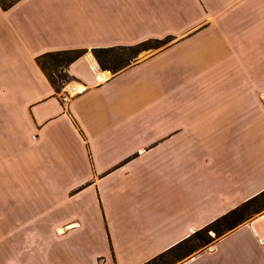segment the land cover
Here are the masks:
<instances>
[{"label":"crops","instance_id":"0c3cea01","mask_svg":"<svg viewBox=\"0 0 264 264\" xmlns=\"http://www.w3.org/2000/svg\"><path fill=\"white\" fill-rule=\"evenodd\" d=\"M184 9L193 2L0 7V129L23 142L20 183L0 199V264H144L264 190V74L178 80L194 57ZM165 35L170 48L97 80L92 48ZM75 49L86 53L66 72L80 89L63 103L36 58ZM176 264H264V210Z\"/></svg>","mask_w":264,"mask_h":264},{"label":"rangeland","instance_id":"374dc122","mask_svg":"<svg viewBox=\"0 0 264 264\" xmlns=\"http://www.w3.org/2000/svg\"><path fill=\"white\" fill-rule=\"evenodd\" d=\"M191 1L193 9H184V15H190L194 21L190 26L184 24L179 36L180 38H191L182 49L192 52L194 57L189 64L190 74L186 72L175 74L178 80L238 85H249L252 81L258 80V76L264 74V0ZM187 2L189 3V0H185V3ZM165 37H168V40ZM161 40L158 47L160 51L170 48L175 43L173 37L169 35L161 37ZM146 46L149 48L139 51L131 59L132 63L145 59L147 53L157 49L156 44H152V42ZM119 54L124 60L131 55V51L125 50ZM44 63L47 73L56 82V86L60 79L64 81L60 91L57 92H61L60 100L63 102L61 99L63 88L69 85L72 80L67 81V78L64 77L66 71L61 70L60 60L54 63L46 58ZM258 73L261 74L258 75ZM260 81H264V79ZM16 136L17 134L10 132L8 127L1 125L0 199L4 198V190L7 186L10 188L12 184L20 183V177L12 175L13 169L17 167L16 164L20 163L14 157L21 154L23 150V142L16 140ZM207 234L210 236L213 235V232ZM214 240L215 238L202 249L209 248ZM182 252L184 250L173 252L165 256L163 260L172 262L174 257ZM180 260L178 259L172 264H176ZM151 264H162V260Z\"/></svg>","mask_w":264,"mask_h":264},{"label":"trees","instance_id":"16d2710c","mask_svg":"<svg viewBox=\"0 0 264 264\" xmlns=\"http://www.w3.org/2000/svg\"><path fill=\"white\" fill-rule=\"evenodd\" d=\"M18 0H0V7L2 9H6L10 7L12 4L17 2ZM165 39L168 40V37H165ZM162 40L160 41H152V40H146L137 44H132L128 46H113V47H107V48H92L90 50L92 56L94 57V60L99 66V69L101 70H107L111 73H117L121 71L122 69L128 67L132 62L131 59L141 50H144L147 47L146 45L149 42H152L156 44V48L160 46ZM125 50H130L131 55L128 56L127 59L122 58V55L119 54V52H123ZM86 53V50L82 49H75V50H68V51H55L50 53H44L41 56L36 58L37 64L40 66V68L45 73L46 79L53 87L55 93L60 91V88L63 85V80L60 79V81L57 83L58 86H56V82L51 78V76L47 73V70L45 68L44 60L50 59L54 63H56L58 60L61 61L60 68L61 70L64 69L66 71L67 66L74 61L76 58H79L80 56H83ZM53 63V64H54ZM54 75V73H52ZM65 78H67V81L71 80L66 72L64 75ZM264 210V190L254 197L249 198L248 200L242 202L239 206H237L235 209H231L229 212L221 216L220 218H216L213 221H211L209 224H207L205 227H203L201 230L195 231L192 235H189L187 238H185L182 241H179L177 244H175L173 247L168 249L167 251L161 252L156 257H154L152 260H150L147 263L144 264H151L152 262H155L157 260L161 261L162 264H172L174 261L181 259L183 260L196 250L202 249L205 245L210 243L213 238L218 239L221 235H224L228 231L232 230L233 228H236L238 225H240L242 222L246 221L247 219L252 218L253 216L257 215L261 211ZM208 232H213V235L208 236ZM179 250H184L179 255H176L174 257V261L172 262H166L163 260L165 256H168L169 254H172L173 252H178Z\"/></svg>","mask_w":264,"mask_h":264},{"label":"built area","instance_id":"2783aa9c","mask_svg":"<svg viewBox=\"0 0 264 264\" xmlns=\"http://www.w3.org/2000/svg\"><path fill=\"white\" fill-rule=\"evenodd\" d=\"M76 93H78L77 90H74V88H71L69 90V85L65 86L63 88V92H62V96L61 99L63 100V102L67 101L69 98L73 97V95H75Z\"/></svg>","mask_w":264,"mask_h":264},{"label":"bare ground","instance_id":"6f19581e","mask_svg":"<svg viewBox=\"0 0 264 264\" xmlns=\"http://www.w3.org/2000/svg\"><path fill=\"white\" fill-rule=\"evenodd\" d=\"M97 76V80H99V81H103V80H105L106 78H107V76L109 75L107 72H105V71H102L101 73H98V74H96ZM71 88H74V90H77V89H80L79 87H77V86H73L72 85V87H70L69 86V90L71 89Z\"/></svg>","mask_w":264,"mask_h":264}]
</instances>
